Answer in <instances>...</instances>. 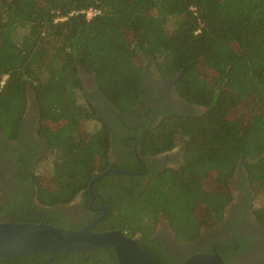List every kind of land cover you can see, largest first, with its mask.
<instances>
[{
    "label": "trees",
    "instance_id": "1",
    "mask_svg": "<svg viewBox=\"0 0 264 264\" xmlns=\"http://www.w3.org/2000/svg\"><path fill=\"white\" fill-rule=\"evenodd\" d=\"M88 10L98 14L86 19L80 12ZM141 55L154 60L163 78L179 74L178 96L205 110L145 128L139 156L181 145L180 165L149 177L143 188L135 176L103 177L95 187L109 182L117 194L103 196L112 208L94 231L141 234L146 241L164 219L177 241L193 242L202 227L221 220L240 162L264 224V0H0V132L18 137L29 90L50 152L33 171L36 204L24 212L30 191L23 176L14 200L0 194V218L37 224L43 216L35 213L41 211L46 225L85 227L66 226L53 209L85 191L94 173L110 167L129 171L111 166L109 154L112 139L116 154L131 155V142L118 140L102 117L96 119L78 68L93 75L104 102L125 115L141 101ZM209 72L215 74L210 81L202 77ZM94 253L114 256L111 249ZM49 256L0 264H40Z\"/></svg>",
    "mask_w": 264,
    "mask_h": 264
},
{
    "label": "flooded vegetation",
    "instance_id": "2",
    "mask_svg": "<svg viewBox=\"0 0 264 264\" xmlns=\"http://www.w3.org/2000/svg\"><path fill=\"white\" fill-rule=\"evenodd\" d=\"M140 61L143 73L141 101L133 111L125 115L115 112L111 106L104 102L93 75L87 74L81 67L78 68V75L86 99L96 109V119L102 117V121L116 131L115 135L118 140L126 139L131 142L126 145V148L131 151L132 156L123 152L116 154L113 152L115 142L112 139L109 154L110 165L130 168L129 171H121L133 173V176H119L138 177L142 180L136 184L143 188L149 177L166 169H177L183 155V146L178 145L169 152L142 159L139 156L137 145L145 128L156 126L168 116L196 117L204 113L205 109L188 104L178 96L175 89L176 81H174L176 75L165 79L158 73L151 57L141 55ZM26 102L18 137L10 139L0 132V194L13 199L14 195L12 194L21 190L23 182H25L22 177L26 176L29 180L30 191L26 207L29 208L32 203L36 204L34 168L38 165L39 159L47 157L50 152L45 139L39 133L38 107L29 90ZM122 119L133 129L124 126L121 122ZM135 126L138 129H135ZM135 153L141 163L137 161ZM131 181V179L126 181L129 187H131ZM96 183L93 191H88L87 186V189L79 193L70 204L53 209L59 215L62 223L66 226L80 227L84 225L86 227L102 217L105 212L108 214L112 207L104 203L103 196H113L117 192L109 182H104L97 188L95 187ZM228 186L232 198L223 210L221 220L216 224L202 227L199 237L195 241H177L164 219L157 222L154 233L148 240H143L141 234L135 236L138 238V242H143L147 247L145 250L140 245L145 251L154 254L155 259L152 260L155 264H184L193 256L213 253L219 256L223 264H264V224L257 218L258 209L254 190L242 163H238ZM39 214L42 212L35 213V215ZM42 216L44 218L45 213ZM50 259L51 256L40 264H118L113 255L94 253V251L72 256L58 255Z\"/></svg>",
    "mask_w": 264,
    "mask_h": 264
},
{
    "label": "water",
    "instance_id": "3",
    "mask_svg": "<svg viewBox=\"0 0 264 264\" xmlns=\"http://www.w3.org/2000/svg\"><path fill=\"white\" fill-rule=\"evenodd\" d=\"M178 76L179 74L176 75L174 81L177 80ZM135 157L141 163L136 153ZM108 174L117 176L134 175L133 173L110 167L102 173L93 174L92 180L88 185V191H93L94 184ZM33 197L34 193L32 199ZM27 210L28 207H26L25 213ZM42 214L44 215L43 212ZM107 215L105 212L102 217L78 231L64 230L46 225L43 220L34 224L13 223L8 219L0 218V259H16L39 253H50L51 259H53L58 255L69 253L111 249L118 264H155L150 254L140 246L137 237L129 238L118 230L94 231L95 226L104 221ZM184 264L223 263L219 256L213 253L193 256Z\"/></svg>",
    "mask_w": 264,
    "mask_h": 264
},
{
    "label": "rangeland",
    "instance_id": "4",
    "mask_svg": "<svg viewBox=\"0 0 264 264\" xmlns=\"http://www.w3.org/2000/svg\"><path fill=\"white\" fill-rule=\"evenodd\" d=\"M6 1H8V0H6ZM205 74V75H204ZM204 74H202V77H205V78H207V80H211L212 78H214V76H215V74L214 73H212V72H209V73H204ZM82 102H84V101H82ZM96 124L94 123V122H92V123H89L88 125H87V130H92V128H93V126H95Z\"/></svg>",
    "mask_w": 264,
    "mask_h": 264
},
{
    "label": "built area",
    "instance_id": "5",
    "mask_svg": "<svg viewBox=\"0 0 264 264\" xmlns=\"http://www.w3.org/2000/svg\"><path fill=\"white\" fill-rule=\"evenodd\" d=\"M80 14L84 15L87 19L96 16L98 13L94 10L82 11Z\"/></svg>",
    "mask_w": 264,
    "mask_h": 264
},
{
    "label": "clouds",
    "instance_id": "6",
    "mask_svg": "<svg viewBox=\"0 0 264 264\" xmlns=\"http://www.w3.org/2000/svg\"><path fill=\"white\" fill-rule=\"evenodd\" d=\"M87 19V18H86Z\"/></svg>",
    "mask_w": 264,
    "mask_h": 264
}]
</instances>
